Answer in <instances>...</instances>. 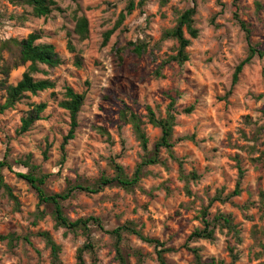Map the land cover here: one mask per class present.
<instances>
[{"label":"rangeland","instance_id":"374dc122","mask_svg":"<svg viewBox=\"0 0 264 264\" xmlns=\"http://www.w3.org/2000/svg\"><path fill=\"white\" fill-rule=\"evenodd\" d=\"M52 1L51 14L37 18L26 6L0 0V43L37 33L38 43L52 44L61 60L53 69L38 65L33 74L35 79L50 80L53 89L26 94L12 109L0 113V161L9 164L2 176L18 204L0 188V264H51L38 232H48L61 246L60 264H76L84 243L83 237L55 227L52 208L39 206L35 191L16 176L29 172L21 162L47 176L44 188L51 194L62 192L69 181L92 183L101 175L111 176L112 158L131 176L142 152L119 113L128 107L145 121L150 106L163 116L170 98L175 99L178 112L173 130L175 155L183 160L185 175L195 172L199 177L189 181L190 195L179 180L177 164L162 151L166 167L146 168L132 193L118 187L98 194L79 192L63 204L65 214L72 221L90 216L101 221L104 231L92 230L98 264H116L114 239L106 232L128 222L171 249L165 255L168 264H195L192 250L198 251L202 264L212 260L231 264L230 249L237 257L233 264H264V55L245 65L231 88L235 68L248 53L245 33L234 17L235 0H166L164 5L147 0L142 7L133 0L130 14L126 11L130 0ZM257 1L260 10L254 0H238L236 7L239 18L249 26L251 44L264 52V0ZM193 6L199 35L186 49L188 61L182 66L171 63L157 77L160 62L177 50L175 41L161 40L163 32ZM75 13L88 20L87 40L79 41L73 33ZM108 31L112 34L103 46ZM185 37L189 38L186 33ZM68 41L73 53L67 50ZM130 43H145L146 51L137 56L133 47H127ZM121 48L125 49L117 54ZM3 66L9 69L7 76L2 74ZM27 69L28 64L18 63L15 49L0 52V104L5 100L1 84L15 85ZM65 87L84 93L85 100L75 138L66 146V160L60 165V145L69 130L68 113L59 106ZM41 103L46 105L42 119L19 133L21 119ZM191 105L194 111L185 114ZM145 132L152 149L160 130L146 124ZM191 136L193 141L186 139ZM238 166L244 171L241 195L208 207L217 192L225 197L234 190ZM205 208L208 219L218 213L230 215L238 239L217 228L212 242L189 240L192 232L203 227ZM36 210L43 216L34 224ZM122 245L126 251L139 250L144 264H158L154 249L135 236L124 234ZM129 262L135 264V259ZM85 263L90 264L87 256Z\"/></svg>","mask_w":264,"mask_h":264},{"label":"trees","instance_id":"16d2710c","mask_svg":"<svg viewBox=\"0 0 264 264\" xmlns=\"http://www.w3.org/2000/svg\"><path fill=\"white\" fill-rule=\"evenodd\" d=\"M15 5L26 6L31 9L33 16L37 18H46L52 12V7L55 3L52 0H10ZM147 0H138L136 6L142 7L145 5ZM161 5L166 3V0H159ZM234 6V17L241 29L244 31L246 40L248 43V53L246 58L235 68L232 78L231 88L238 82L239 75L245 65L258 56L263 57L264 52L258 50L257 47L253 46L250 41L251 31L247 23L241 20L238 16V8ZM255 7L260 10L262 6L257 0H254ZM135 8L133 0H130L126 7L128 14L131 13ZM195 15V7L182 12L173 28L165 30L161 36V40H173L177 43L176 54L169 56L167 59H163L157 70L156 76H161V71L171 63H175L178 66H182L189 59L186 49L190 46L191 40L196 39L199 35V31L194 27L193 16ZM123 19V14H120V21ZM74 29L73 33L77 36L79 41L87 40L89 37V25L88 20L84 16H78L74 14ZM119 21V23H120ZM185 33L189 38L185 37ZM112 31H108L103 35V43L105 46L108 42ZM40 35L37 33H30L26 38L22 40L8 39L0 43V52L2 51H17L18 63L21 65L28 64V69L23 73L22 78L15 85H6L2 83V87L5 91V100L3 104H0V113L5 112L8 109H12L18 102H20L26 94L37 95L38 93L51 90L54 88V84L48 79H35L33 74L38 72V65H44L48 68H56L60 65L61 60L55 51L52 44H41L38 43ZM127 47H133L132 53L137 56H141L146 51V44H128ZM125 48L117 50V54L121 53ZM67 50L71 53L74 52L70 41L67 42ZM77 66L80 65L78 60L75 62ZM17 67V66H15ZM9 72L8 67L3 66L2 74L7 76ZM230 93V92H229ZM228 93V94H229ZM85 100L84 93H77L71 87H65L64 100L59 103V106L64 109L69 116V130L64 136L60 145V165L66 160V146L68 143L75 138V132L78 127V114ZM46 105L41 103L34 105L31 111L27 113L25 117L21 119V125L19 133L23 134L29 131L34 123L42 119L41 114L45 110ZM195 105H191L184 109L185 114H190L194 111ZM178 112L175 107V99L170 98L168 105L165 108L164 115H157L155 111L150 107H146L145 121L131 111L128 107H125L119 113V120L131 128L132 134L135 140L138 142L140 150L142 152L139 163L136 164L131 176L127 175L124 168L117 163L113 158L110 159L109 165L112 169L111 176L101 175L92 183H82L80 180L75 182L69 181L66 188L56 194L47 192L44 188L47 176L41 175L36 171V167L30 165L28 162H21L23 166L29 169L28 173H17L16 176L25 181L35 191L38 198V205H44L51 207V218L55 222L56 228H62L66 233L73 234L74 236H81L84 238L83 245L78 249L76 256V264H86L85 256L89 257L90 264H98L99 260L97 257V248L93 242L92 230L95 228L104 231L101 221L96 217L79 218L72 221L65 214L63 204L74 197L76 193L84 192L88 194H98L102 190L108 187H118L125 192L132 193L139 185L141 179L146 175V168L149 166L161 165L166 167V161L161 160V152L163 151L167 157L175 162L178 166V177L179 180L184 182V191L187 195H190L189 181L198 180V176L195 172H191L189 175H185L183 168V160L177 158L174 152L175 142L173 140V130L176 125V117ZM146 124L151 125L154 128L160 130V136L154 143L153 148L149 147V139L145 132ZM102 135L107 136V141L112 143L109 134L105 130H101ZM193 141L194 136L186 138ZM9 168L8 162L4 159L0 161V188H3L8 197L15 202L18 207L17 200L12 194L11 189L4 183L2 170ZM244 177V171L238 166V178L235 184L234 190L227 196L223 197L221 192L212 198L208 207L213 202L226 203L232 198L239 197L241 195V181ZM207 207V208H208ZM207 208L202 211V225L201 229H196L189 236V240L197 241L200 239L208 240L210 242L215 240V230L217 228L225 229L228 233H232L235 239H238V231L236 225L233 224L232 217L222 213L216 214L212 219L207 218ZM39 210L35 211V221L39 217L43 216ZM114 239V260L116 264H130L129 259L132 257L135 259V264H144V257L139 250H125L123 248V235L128 234L135 236L142 243L151 246L154 249L158 264H168L165 260V255L171 251L166 248L165 244L158 239L150 238L136 228L135 224L128 222L119 226L111 231H107ZM38 237L42 239L45 248L49 250V256L51 264H60L61 246L58 245L51 235L46 232H38ZM2 239V238H1ZM11 239V237H10ZM264 247V245H263ZM194 254L195 264H202L201 257L197 250H192ZM231 264H233L237 257L233 254V249H230ZM207 264H221L214 260Z\"/></svg>","mask_w":264,"mask_h":264}]
</instances>
